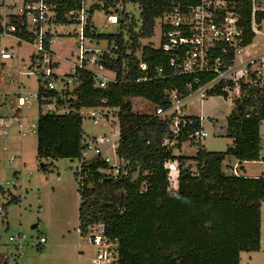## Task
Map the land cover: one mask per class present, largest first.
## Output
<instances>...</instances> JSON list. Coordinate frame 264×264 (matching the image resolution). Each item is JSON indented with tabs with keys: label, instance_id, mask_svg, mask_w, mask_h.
Instances as JSON below:
<instances>
[{
	"label": "trees",
	"instance_id": "trees-1",
	"mask_svg": "<svg viewBox=\"0 0 264 264\" xmlns=\"http://www.w3.org/2000/svg\"><path fill=\"white\" fill-rule=\"evenodd\" d=\"M47 1L55 5V21L61 25L74 23L70 12L79 10L82 4V0ZM101 1L105 4L103 8ZM115 1L95 0L88 12L90 16L96 9L108 13ZM122 1L138 3L141 8L139 30H134L132 25L127 28L130 41L125 40L123 32L91 33L90 18L85 28L87 37L108 40L109 51L100 56V64L115 73L116 81L105 89L100 88L96 86L93 71L85 68L77 71V86L71 91L41 89V95L56 96L59 104L68 103L70 111L39 113L37 157L45 170L47 160L53 163L60 158H82L86 145L81 110L115 109L119 122L117 153L130 162L131 169L127 175L114 179L101 171L108 165L100 156L83 164L85 180L79 186L81 234L87 235L89 226L102 223L105 235L117 243L116 264H240L242 252L258 251L261 247L264 174H238L228 169V160L231 157L240 162L260 159L264 86H244L242 96L233 100L226 124L227 136L232 142L226 151H209L191 137L201 128L199 116L186 115L187 124L177 142L173 146L166 145V139H174L171 121L156 114L135 112L132 99L142 97L157 107H168L169 91L189 95L188 85L194 82L195 76L173 74L168 54L151 43L141 45L140 42L154 35L157 19L170 10L171 2ZM251 16L248 1L240 20L244 45L252 43L255 37ZM256 17L261 23L264 11L257 12ZM123 25L121 19L122 29ZM46 46L49 47L47 42ZM141 61L148 64L145 73L139 68ZM159 67L164 69L161 74L156 71ZM146 74L153 78L137 80ZM218 95L228 98L219 89L210 94ZM185 142L198 145L194 156L174 153V149H181ZM168 161L176 162L180 170L175 196L168 193L169 174L165 167ZM192 164L199 175L192 171ZM5 199L6 207L18 202V198L0 184V202ZM8 258L0 253V264H6Z\"/></svg>",
	"mask_w": 264,
	"mask_h": 264
},
{
	"label": "rangeland",
	"instance_id": "rangeland-1",
	"mask_svg": "<svg viewBox=\"0 0 264 264\" xmlns=\"http://www.w3.org/2000/svg\"><path fill=\"white\" fill-rule=\"evenodd\" d=\"M120 2L124 8L123 12L122 9L118 11L120 22L109 24L108 13L103 9H96L89 17L91 33L123 32L125 40L130 41L127 28L132 25L134 30H139L141 8L138 3L122 0ZM93 3L95 0H87L86 9ZM121 19L124 20L122 27L125 29L120 27ZM81 26L79 23L52 26V32L56 31L55 35H58L51 46L58 62L55 63L54 70L58 75V84H62V79L71 74L75 67L74 62H78ZM261 27L264 29V23ZM160 41L161 25L157 20L154 35L149 39H140V42L141 45L151 43L158 47ZM253 41V45L246 49L245 53L259 51L264 47V35L258 34ZM3 42L14 43L11 40ZM84 47L91 52H87L88 59L94 56L96 51L108 49V40L85 37ZM34 50L35 47L31 43L23 42L14 46L15 57L6 61L1 72L3 79L0 80V112L9 127L6 128L7 134L0 136V184L6 191L13 193L18 202L9 204L7 215L0 218V253L15 259V264H91L93 259L97 258V248L90 242L89 235H82L79 229L80 184L74 172L79 160L60 158L53 160V163L47 160L44 161L47 164L46 170L43 169L37 157L36 128L39 113L47 112V106L34 97L30 103L21 106L19 111V96H28L39 89L38 76L26 73L27 67L31 65ZM87 67L92 71H100L99 74L109 78L115 77L113 71L100 69L98 64L91 61ZM132 103L133 110L137 113L155 114L157 106L145 98L135 97ZM232 109L233 98H225L223 95L202 98L194 94L188 100L184 108L186 113L189 116L204 118L203 128L207 136L202 138L200 143L207 150L226 151L232 142L226 129L227 118ZM88 113L89 108H83L81 111L85 141L92 137H107L113 143L119 141V122L115 109H104L99 115V123H94ZM262 127L264 133V123ZM99 144L104 156L114 158L109 143ZM197 148V144L187 142L181 149H174V153L194 156ZM93 153L94 150H89L88 157ZM235 163V157H231L228 160V169L237 171ZM246 167V172L241 173L245 176L264 174V163L249 161ZM13 179L16 183L9 184ZM17 235L25 236L24 245L9 241L11 236ZM41 235L46 237L45 243H39ZM240 264H264V203L261 207L260 250L242 252Z\"/></svg>",
	"mask_w": 264,
	"mask_h": 264
},
{
	"label": "built area",
	"instance_id": "built-area-1",
	"mask_svg": "<svg viewBox=\"0 0 264 264\" xmlns=\"http://www.w3.org/2000/svg\"><path fill=\"white\" fill-rule=\"evenodd\" d=\"M86 1L82 0L81 8L71 11L70 16H74V23H79L81 32L79 34L80 44L78 46V62H74L75 67L71 74L62 79V84H58L55 73V53L51 49L54 40L58 38L52 32L53 25H59L55 20L57 17L56 7L47 0H0V80L3 79L1 72L6 61L15 57L14 46L21 43H31L35 50L31 55V65L27 67V74H36L39 78V89L28 96H19V108L30 103L35 97L39 102L47 106V110L56 113H67L70 111L69 105L59 104L56 96L41 95L40 90L58 91L64 93L71 91L77 86L79 69H89L88 63L91 61L98 64L100 69H105L100 64V56L109 51L105 49L101 52L96 51L94 56L87 59V50L84 47L85 28L88 24L90 13L86 9ZM171 8L157 20L161 25L160 48L170 57V66L173 74L193 75L194 82L188 85L189 95L182 96L177 90L169 91L168 107L158 106L155 114L171 121V131L174 139H166L165 144L173 146L177 142L181 130L187 124L185 116L188 115L184 108L188 100L194 94L202 98L210 97L216 89L220 93L233 98H240L244 86H264V47L259 51L245 53L253 42L244 45V29L240 25L241 11L249 1L252 9L251 29L255 33L264 35L261 23L257 21V12L264 11V0H169ZM105 6L101 1V7ZM119 9L124 11L123 4L116 0L109 7L107 22L118 24ZM121 12V13H122ZM61 25V24H60ZM70 34V33H67ZM254 37V39H255ZM253 39V40H254ZM11 40L14 43L5 44L3 41ZM46 42L49 47L46 46ZM117 49V45H114ZM91 53V52H90ZM26 67V66H25ZM139 68L144 73L148 71V64L141 61ZM157 73L164 72L163 67L156 68ZM96 86L106 88L110 82L116 81V76L109 78L99 74L100 71H93ZM212 75V76H210ZM204 78H203V77ZM152 76L144 75L138 81L152 79ZM103 107H90L89 117L94 123H99V115L102 114ZM82 111V110H81ZM106 115V113H105ZM201 128L195 131L191 137L196 142H201L207 136L203 128L204 118L199 117ZM192 123V121H190ZM9 124L0 119V136L6 135V128ZM24 134H26L24 132ZM100 142L109 143V147L114 152V158L104 156L103 150L99 147ZM85 149L82 158L78 159L79 164L74 172L78 173L80 185L84 184L83 164L91 161L96 156L102 157L108 165L107 169L101 170L112 176L114 179L122 175H127L131 169L128 160L120 158L117 153L119 141L113 143L107 137L98 139L92 137L85 141ZM89 150H94L92 156L88 157ZM13 160V157L11 158ZM259 161L264 163V145L262 146ZM169 174L168 193L172 196L178 194V176L180 173L178 164L168 161L165 165ZM194 174L199 175V171L193 168ZM13 179L9 184H15ZM7 199L0 202V218L8 213V207L4 205ZM90 242L97 248V258L91 264H116L118 259L117 243L105 235L104 225L96 223L89 226L88 233ZM10 242L24 245L25 236L17 235L9 238ZM46 237L40 236L39 243H45ZM111 249H113L111 251ZM115 252V253H114ZM15 259L8 258L6 264H15Z\"/></svg>",
	"mask_w": 264,
	"mask_h": 264
},
{
	"label": "crops",
	"instance_id": "crops-1",
	"mask_svg": "<svg viewBox=\"0 0 264 264\" xmlns=\"http://www.w3.org/2000/svg\"><path fill=\"white\" fill-rule=\"evenodd\" d=\"M58 63V62H57ZM233 106H234V103H233ZM19 111H20V108H19ZM18 111V113H20ZM262 123H264V121L262 122ZM261 137H262V141H263V145H264V133H263V127H262V124H261ZM185 143H187V142H185ZM184 143V144H185ZM183 144V145H184ZM183 145H182V147H183ZM252 162H260L259 160H257V161H252ZM248 162L246 161V162H240L239 160H237L236 159V163H235V165L234 166H237V171H235L236 173H238V174H241L242 172H246V170H247V167H246V164H247ZM240 167H242L243 168V170L242 169H240ZM192 168H196L195 166H193ZM261 174H254V175H252V176H260ZM80 196V195H79ZM81 257V256H80ZM79 257V258H80Z\"/></svg>",
	"mask_w": 264,
	"mask_h": 264
}]
</instances>
